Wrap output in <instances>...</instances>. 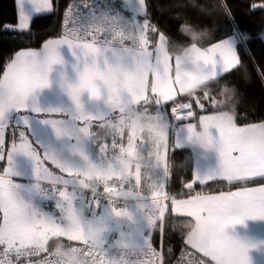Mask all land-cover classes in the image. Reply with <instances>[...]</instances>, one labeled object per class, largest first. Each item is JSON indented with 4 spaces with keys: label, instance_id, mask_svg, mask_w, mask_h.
<instances>
[{
    "label": "snow or ice",
    "instance_id": "6c2138e0",
    "mask_svg": "<svg viewBox=\"0 0 264 264\" xmlns=\"http://www.w3.org/2000/svg\"><path fill=\"white\" fill-rule=\"evenodd\" d=\"M137 3L143 19H128L117 0H73L59 33L6 58L0 73V264H61L50 242L65 240L82 264H168L166 251L172 249L165 251L164 240L173 216L186 217L180 230L184 243L202 254L197 264H251L249 249L257 245L227 229L264 219V155L243 139L248 131L264 134V119L238 122L242 116L227 111L209 84L240 69L250 79L241 50L264 81V67L252 54L256 37L244 29L217 38L220 25L213 20L211 39L190 45L186 53L205 81L189 96L174 73L182 58L169 54L170 36L152 20L149 0ZM28 4L43 14L57 8L54 0H15L16 22L0 28L30 33L34 17ZM171 7L199 11L187 3ZM248 7L264 11V0H251ZM217 12L235 20L226 0ZM130 24L134 40L127 38ZM62 46L70 61L61 55ZM54 65L63 66L59 84L69 103L45 108L37 93L51 86ZM193 101L207 114L197 113ZM132 108L159 116L161 130L148 135L137 124L121 125ZM213 127L218 139L209 132ZM200 128L205 132L201 146L217 149L220 167L182 179L177 190L169 185L168 153L181 144L182 130L191 140ZM209 180L216 187L202 190ZM42 253L44 259H30Z\"/></svg>",
    "mask_w": 264,
    "mask_h": 264
},
{
    "label": "trees",
    "instance_id": "16d2710c",
    "mask_svg": "<svg viewBox=\"0 0 264 264\" xmlns=\"http://www.w3.org/2000/svg\"><path fill=\"white\" fill-rule=\"evenodd\" d=\"M73 0H54L57 5L56 11L50 14H38L34 16V22L30 33H17L5 31L0 28V73L3 71V66L6 58L22 48H38L42 45L44 39L54 36L62 30L63 14L69 3ZM186 3V0H149L151 5L150 14L153 21L158 22L159 25L167 32V34L174 41L186 42L184 37L178 30V25L183 22L185 15L188 22L203 27L205 25L212 29L213 20H215L220 27L216 30L215 36L221 38L222 35H232L235 31H243L244 29L252 33L256 39L251 42L252 54L256 57V63L264 67V11H251L248 7L251 0H226L231 8L235 20L228 17H223L219 12L213 11L210 17L202 16L199 11H186L182 8L171 7L175 3ZM201 3L207 4L210 8L217 0H200ZM256 3L262 0H255ZM125 10V9H124ZM127 11V10H125ZM129 13V11H127ZM176 13H180V19L174 18ZM134 18V17H133ZM16 22V7L15 0H0V25L12 24ZM227 26H231L229 31ZM247 35V34H245ZM247 62L250 79H245L244 70H233L230 74H226L220 83L211 82L209 88L212 93L217 94L220 85L227 82L230 85H236L240 90V103L237 105L238 116H242L238 122H253L264 119V81L257 74V69L249 59L248 55L245 60ZM185 101L189 98L184 97ZM203 102V100H202ZM193 107L197 113L203 114L199 107L193 101ZM207 109L211 105L206 104ZM170 115V107L168 109ZM246 114V115H244ZM172 138L170 139V145ZM168 159L172 167V175L169 178V185L177 190L181 187L180 181L191 180L193 178V153L190 148H178L174 150L170 148ZM182 165V167H181ZM51 166V165H50ZM217 182L209 183L202 186V190H211L216 187ZM198 190L200 186H196ZM186 217H170L168 226L166 228L164 248H171V253H167L166 258L170 263L176 253L183 247H189L184 243V237L181 234V222L185 221ZM176 225V227H173ZM187 231L186 228L183 229ZM154 243L159 247V234H154ZM65 243H68L65 240ZM54 247V244H51ZM50 247V248H51Z\"/></svg>",
    "mask_w": 264,
    "mask_h": 264
},
{
    "label": "clouds",
    "instance_id": "9594fccd",
    "mask_svg": "<svg viewBox=\"0 0 264 264\" xmlns=\"http://www.w3.org/2000/svg\"><path fill=\"white\" fill-rule=\"evenodd\" d=\"M224 2L225 0H217L210 8L207 4L201 3L200 0H186L188 5L198 8L199 11L205 14L218 11ZM180 31L186 37V42L174 41L169 37L167 50L170 55L182 58L181 63L174 68V73L179 78V88L184 94L191 96L204 87L205 81L202 69L195 62L186 58V53L190 50V45H203L206 40L211 39L212 30L207 25L200 27L185 21L182 23ZM135 32V26L130 24L127 29V38L134 40ZM219 96L225 104L226 110L234 115L237 105L240 103V90L236 85L224 82L220 85ZM127 122L137 124L148 135H155L162 127L159 116L153 115L149 118L135 108L128 110L126 115L119 121L121 125ZM191 136L195 142L201 145L205 139V132L202 128L194 129ZM243 139L251 143L258 153L264 155V134H261L259 131H248L244 133ZM52 250L57 253L61 264H82V257L78 253L71 251L63 241L57 242Z\"/></svg>",
    "mask_w": 264,
    "mask_h": 264
},
{
    "label": "crops",
    "instance_id": "0c3cea01",
    "mask_svg": "<svg viewBox=\"0 0 264 264\" xmlns=\"http://www.w3.org/2000/svg\"><path fill=\"white\" fill-rule=\"evenodd\" d=\"M117 4H119L122 7L121 0H117ZM263 39H264V35H263ZM235 46L237 48L240 47L238 41H235ZM62 47L67 48V46H62ZM65 52H66L67 58L71 57V53L68 50V48ZM241 57L243 60H246L247 58V54H245L243 50H241ZM59 69H60V66L54 65L53 72L50 74V79L52 83L50 86L48 104L50 103L52 106H67V104L69 103V100H68L66 93H64L63 89L60 87V84H59V75H58ZM39 104H42L40 100H39ZM203 114H207V112ZM209 132L212 134L214 138L218 139L219 132L216 128L214 127L210 128ZM171 138H172V143H173L175 139L174 131L173 132L170 131L169 142ZM180 140H181V144L177 147L178 148H184V147L190 148L193 153V177L197 173H199L200 175H205L213 170L219 169L220 157H219V152L217 151L216 148L205 149L199 143L195 142L194 138L189 140L186 129L181 131ZM2 165H3V162L0 161V166ZM213 182L215 181L209 180L203 186H206L209 183H213ZM204 191H209V189L204 190ZM227 232L229 235L239 238L246 243L257 245L255 248L249 249V256L251 259V264H264V219H255V220L247 219L244 222V224L235 225L234 227L230 226L227 229ZM188 246L191 247L190 245Z\"/></svg>",
    "mask_w": 264,
    "mask_h": 264
},
{
    "label": "rangeland",
    "instance_id": "374dc122",
    "mask_svg": "<svg viewBox=\"0 0 264 264\" xmlns=\"http://www.w3.org/2000/svg\"><path fill=\"white\" fill-rule=\"evenodd\" d=\"M121 1H122V7H123L124 9H126L127 11H129V13H130L134 18H136V19H143V15H142V13L139 11V7H140V6H139V4L137 3V0H131V2H130L129 4H125V3H124V0H121ZM26 7H27V10L33 15V17H34V15L43 14V13H36V12H34V10H33L32 6H31V4L26 5ZM238 43H239V45H240V42H239V41H238ZM66 50H67V48H65V47H61V49H60L61 55H62L66 60L70 61V60L72 59V56L67 58V55H66V52H65ZM58 66H60V69H59V71H58V75H59L60 70L63 68V66H62V65H58ZM64 93H65V92H64ZM49 94H50V87L38 91V93H37L38 101L40 100V102L42 103V104H40V105H41L42 107H45V108L49 107V104H50V103L48 104ZM50 106H52V105L50 104ZM171 131L173 132L174 130H171ZM50 210H54V209H50ZM25 264H27L26 261H25Z\"/></svg>",
    "mask_w": 264,
    "mask_h": 264
},
{
    "label": "built area",
    "instance_id": "2783aa9c",
    "mask_svg": "<svg viewBox=\"0 0 264 264\" xmlns=\"http://www.w3.org/2000/svg\"><path fill=\"white\" fill-rule=\"evenodd\" d=\"M77 2H79V0H77ZM119 5V4H118ZM120 6V5H119ZM119 10L128 18V19H133V16L128 13L127 11H125L121 6L119 7ZM170 115H171V111H170ZM183 122V121H182ZM154 246L158 247L155 243ZM54 247H51L50 250H52ZM159 248V247H158ZM113 251H115L113 249ZM183 252V256L181 255V253ZM46 256V254H40L39 256H35V257H31L30 259L32 261H36V260H41L44 259V257ZM202 257V255L197 252L196 250H194L191 247H183L182 249H180L174 259L168 263V264H197V261ZM23 259V258H22Z\"/></svg>",
    "mask_w": 264,
    "mask_h": 264
}]
</instances>
